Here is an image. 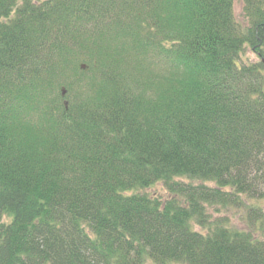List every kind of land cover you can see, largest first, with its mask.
Returning a JSON list of instances; mask_svg holds the SVG:
<instances>
[{"label":"trees","instance_id":"trees-1","mask_svg":"<svg viewBox=\"0 0 264 264\" xmlns=\"http://www.w3.org/2000/svg\"><path fill=\"white\" fill-rule=\"evenodd\" d=\"M244 1L247 28L234 0H0V264H264Z\"/></svg>","mask_w":264,"mask_h":264},{"label":"rangeland","instance_id":"rangeland-1","mask_svg":"<svg viewBox=\"0 0 264 264\" xmlns=\"http://www.w3.org/2000/svg\"><path fill=\"white\" fill-rule=\"evenodd\" d=\"M234 11H235V17L236 20L239 21V23L242 25V27L247 28L250 24V20L248 19L246 12H245V1L244 0H234ZM258 56L252 52L249 48H246L245 53L243 55V58H241V62L242 63H248V62H255L258 60L257 58ZM150 193H156L157 195L162 196V198L165 197H169V191L165 188V186L161 183L156 184L154 187H152V189L147 190ZM262 200V201H261ZM257 204H260L263 208V212H264V200L261 199ZM248 209H242L241 213L239 215H237L238 213H234L233 211H224V210H220L218 212L214 211L211 209V212H209L211 214V217L213 219V217H227L228 218V222H230V224H232L233 226L242 229V230H246L247 229V224H249V219H246V214H247ZM264 224V223H263ZM197 229L200 230V228L196 227ZM205 232V231H204ZM256 236L260 239H264V231H260L258 232V234H256ZM153 264V263H152Z\"/></svg>","mask_w":264,"mask_h":264}]
</instances>
